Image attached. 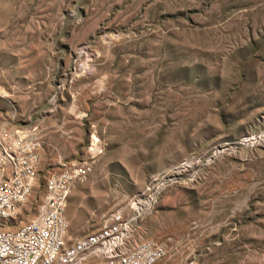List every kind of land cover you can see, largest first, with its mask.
Instances as JSON below:
<instances>
[{
  "label": "rangeland",
  "instance_id": "1",
  "mask_svg": "<svg viewBox=\"0 0 264 264\" xmlns=\"http://www.w3.org/2000/svg\"><path fill=\"white\" fill-rule=\"evenodd\" d=\"M31 124L40 162L17 220L64 162H92L69 236L170 170L136 225L164 245L157 264H264V0H0V131Z\"/></svg>",
  "mask_w": 264,
  "mask_h": 264
},
{
  "label": "built area",
  "instance_id": "2",
  "mask_svg": "<svg viewBox=\"0 0 264 264\" xmlns=\"http://www.w3.org/2000/svg\"><path fill=\"white\" fill-rule=\"evenodd\" d=\"M40 144L37 124L0 131V264H157L166 253L164 245L138 237L136 225L152 212L171 180L170 170L153 174L127 204L104 212L95 230L69 236L64 215L68 194L87 179L89 159L62 163L47 178L38 215L17 220L36 181ZM88 150L92 155L101 151L96 136ZM189 164L182 161L173 172Z\"/></svg>",
  "mask_w": 264,
  "mask_h": 264
}]
</instances>
